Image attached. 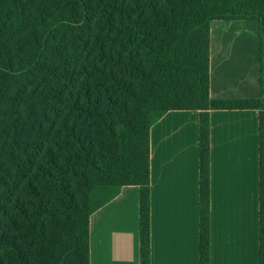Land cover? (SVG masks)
I'll list each match as a JSON object with an SVG mask.
<instances>
[{
	"label": "trees",
	"instance_id": "obj_1",
	"mask_svg": "<svg viewBox=\"0 0 264 264\" xmlns=\"http://www.w3.org/2000/svg\"><path fill=\"white\" fill-rule=\"evenodd\" d=\"M243 21L259 97L212 99L210 30ZM259 111L264 264V0H0V264H90V218L140 189L151 264L150 132L199 112L201 264H210V111Z\"/></svg>",
	"mask_w": 264,
	"mask_h": 264
},
{
	"label": "crops",
	"instance_id": "obj_2",
	"mask_svg": "<svg viewBox=\"0 0 264 264\" xmlns=\"http://www.w3.org/2000/svg\"><path fill=\"white\" fill-rule=\"evenodd\" d=\"M259 43L243 21L210 30L212 99L259 97ZM197 111L150 132L151 264H201ZM210 264H259V111H210ZM140 189L125 186L90 218V264H141Z\"/></svg>",
	"mask_w": 264,
	"mask_h": 264
}]
</instances>
